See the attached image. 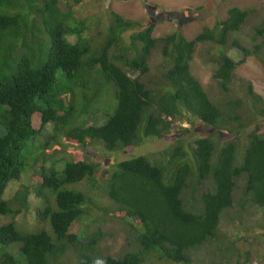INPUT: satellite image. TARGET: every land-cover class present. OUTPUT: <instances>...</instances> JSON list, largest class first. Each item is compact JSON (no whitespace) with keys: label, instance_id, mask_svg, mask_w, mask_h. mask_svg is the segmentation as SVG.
Segmentation results:
<instances>
[{"label":"trees","instance_id":"trees-1","mask_svg":"<svg viewBox=\"0 0 264 264\" xmlns=\"http://www.w3.org/2000/svg\"><path fill=\"white\" fill-rule=\"evenodd\" d=\"M66 8L60 0H0V218L12 219L0 225V264H196L193 252L211 243L222 260L210 264H252L264 242V98L234 79L247 57L264 65V15L235 6L191 39L183 13L177 29L155 37L156 21L143 27L111 12L106 27ZM251 17L245 45L235 34ZM203 44L218 64L221 101L191 68ZM229 47L244 58L234 60ZM157 52L163 62L153 70ZM100 109L104 123L89 125ZM166 136L177 139L162 151L121 156ZM31 171L34 183L5 199L10 183ZM33 195L50 230L16 221L30 213ZM258 213L263 232L253 234L246 224ZM110 222L132 236L119 258L103 254Z\"/></svg>","mask_w":264,"mask_h":264},{"label":"rangeland","instance_id":"rangeland-1","mask_svg":"<svg viewBox=\"0 0 264 264\" xmlns=\"http://www.w3.org/2000/svg\"><path fill=\"white\" fill-rule=\"evenodd\" d=\"M62 6L66 8L68 3L70 7L76 13L78 18H92L96 19L102 24L110 25L113 21L111 20V12H117L123 15L126 19L131 21H140L143 27H147L150 23L156 21L158 24L155 29V37L165 36L171 33L174 29H177V13H183L189 16L192 20L189 22L181 23L179 22L188 38H195L205 26H212L216 22L217 18H225L229 9L232 7H240L243 10L256 9L258 15H264V0H82L79 4L75 0H60ZM69 8H66L68 10ZM155 13L152 15V12ZM256 24V19L251 17L249 23H247L241 33L235 34L236 38H239L243 42H250L249 36L253 32V26ZM178 25V24H177ZM176 27V28H175ZM100 29V27L95 26L94 29ZM142 29V28H140ZM248 38V39H247ZM72 42L76 41L74 37H71ZM208 45H198L196 56L192 62L191 68L194 75L199 79L205 90L210 94L213 101L223 100V93L218 88V83L214 80V72L218 68V64L212 61L206 60V49ZM228 53L236 61H241L243 59V54L236 48H228ZM163 62V56L159 52L155 54L152 59V69L157 70L161 68ZM234 81L240 85L251 82L254 86L255 91L264 98V65L255 58H249L246 62L242 63L236 73ZM238 94L242 97L245 95L244 91H241V87H236ZM236 91H233L231 95L233 96ZM241 92V93H240ZM108 102H112L111 100ZM103 110H96L91 117L87 118L86 121L89 125H101L104 123ZM261 125V131H264V119L258 121ZM180 121H178V124ZM185 127H189L188 123L183 124ZM256 121L252 123L250 129L256 130ZM53 128L49 125L44 132V135L39 138V142H45L49 135L52 134ZM177 138L165 137L164 139H150L142 147L135 149L133 151H126L123 158H129L132 154L139 155H151L152 153L162 151L165 148L171 146ZM51 151L55 152V149ZM48 157H52L50 154ZM61 156L72 157L69 153H61ZM60 156V157H61ZM75 157V155H74ZM98 160V159H97ZM32 171L28 175H22L21 179L10 183L7 191L5 193V199H10L21 184H33L34 179L31 176ZM35 174V173H34ZM33 174V175H34ZM82 185L78 184L76 186ZM84 185L81 186L83 188ZM96 200L100 204L108 203V199L102 194L96 195ZM32 207L30 213L25 217H18L17 222L20 225H26L31 229L39 230L44 227L43 224L39 222L38 208L41 201L36 195L30 198ZM110 205V203H108ZM263 218L261 214H256L254 220L247 222L246 227L250 226L253 229V234H259L263 232L257 230V226L261 225ZM11 218H0V225L8 224ZM100 224V221L96 222ZM125 226L121 227L119 222H110L104 224L103 228L107 231H111L112 237L108 238L102 243V247L106 249L104 255H110L119 258L127 250V244L129 238L132 236L129 234ZM110 233V232H109ZM243 236V235H241ZM261 244L257 246V254L252 264H262L264 262V246ZM210 247H206L201 251L198 250L193 252L194 259H201V262L196 264H210L211 261L222 260L220 252H214L216 246L211 244ZM239 246L244 250L249 247V243L243 242V245ZM213 248V250H212ZM212 251V252H211ZM205 262V263H204ZM234 263V262H233ZM147 264H177L172 261L158 260L152 258ZM195 264V263H194Z\"/></svg>","mask_w":264,"mask_h":264},{"label":"clouds","instance_id":"clouds-1","mask_svg":"<svg viewBox=\"0 0 264 264\" xmlns=\"http://www.w3.org/2000/svg\"><path fill=\"white\" fill-rule=\"evenodd\" d=\"M71 37H72V36H67V40H68L69 42H72V41L70 40ZM74 38H75V37H74ZM75 39H76V38H75ZM247 39H248V38H247ZM249 39H250V38H249ZM75 42H76V41H74V42H72V43H75ZM242 42H243V41H242ZM251 42H252V40L250 39V42H247V41H246V42H243V43H244L245 45H249ZM231 48H234V47H231ZM240 52H241V51H240ZM241 53H242V52H241ZM242 54H243V53H242ZM243 58H244V54H243ZM249 58H255V57H247V58L244 60V62H246ZM255 59H257V58H255ZM257 60H258V59H257ZM258 61H259V60H258ZM244 62H243V63H244ZM138 75H139V72H132V73H131V76H132V77H136V76L138 77ZM100 110H101V109H100ZM100 110H98V111H100ZM103 111H104V110H103ZM103 114H104V112H103ZM136 149H138V148H136ZM111 204H112V202L110 203V205H111ZM102 214H103V212L101 213V215H102ZM101 215H100V216H101ZM1 218H6V217H1ZM9 218H10V217H9ZM11 220H12V219H11ZM16 221H17V219H16ZM10 222H11V221H10ZM10 222H9V223H10ZM119 222H120V221H119ZM5 225H6V224H5ZM1 226H3V225H1ZM44 227H46L47 230H50V228H49L48 225H47V226L44 225ZM44 227H43V228H44ZM50 233H52V232H50ZM211 244H212V243H211ZM107 256H110V255H107ZM115 258H117V257H115Z\"/></svg>","mask_w":264,"mask_h":264}]
</instances>
